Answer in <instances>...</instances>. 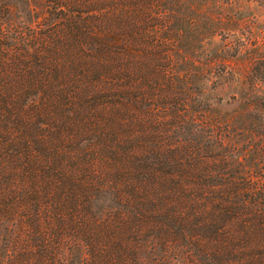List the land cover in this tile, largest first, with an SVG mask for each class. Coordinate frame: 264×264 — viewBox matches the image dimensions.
<instances>
[{"label": "trees", "instance_id": "1", "mask_svg": "<svg viewBox=\"0 0 264 264\" xmlns=\"http://www.w3.org/2000/svg\"><path fill=\"white\" fill-rule=\"evenodd\" d=\"M259 2L0 0V264H264Z\"/></svg>", "mask_w": 264, "mask_h": 264}, {"label": "rangeland", "instance_id": "2", "mask_svg": "<svg viewBox=\"0 0 264 264\" xmlns=\"http://www.w3.org/2000/svg\"><path fill=\"white\" fill-rule=\"evenodd\" d=\"M256 11L258 13V18H257V24L255 27V36L259 37V40L261 39V42H259L258 44H256L255 46H252V44H247L246 47L244 49L241 50V53H239L237 55V59L238 61L235 63H231L230 67L234 69L238 68L240 65L245 64V62H247V58H249L250 56H255V54L257 55H264V44L262 45V43H264V0H260L259 2V7L256 8ZM226 43L228 42L225 41ZM228 48V45L227 47ZM225 48V49H226ZM254 75V76H253ZM228 79H225L223 81H221V87L215 89L214 91H212V93L209 95L210 98L212 97H221L222 101L225 102H231L230 101V96H231V86H232V82L235 79L233 76L227 77ZM247 84V83H246ZM250 86L252 88H250ZM248 89L251 91V93H247L249 94V96H253V97H262L264 96V82H261L259 75H255L252 74V76H249L248 79ZM222 109L229 111L232 110L234 107H236L235 103H232L228 106H223L222 103ZM264 114V108L262 109V112Z\"/></svg>", "mask_w": 264, "mask_h": 264}]
</instances>
